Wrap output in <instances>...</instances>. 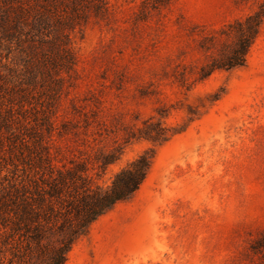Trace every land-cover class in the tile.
Segmentation results:
<instances>
[{"label":"rangeland","instance_id":"rangeland-1","mask_svg":"<svg viewBox=\"0 0 264 264\" xmlns=\"http://www.w3.org/2000/svg\"><path fill=\"white\" fill-rule=\"evenodd\" d=\"M261 6L264 0H81L80 25L70 31L76 69L63 74L58 92L38 77L23 114L39 121L50 111L55 129L44 131L54 163L85 168L94 186H111L147 151L154 159L140 190L93 224L67 264L259 263L251 246L264 234V24L245 66L203 72L231 43L208 50L205 39ZM21 59H9L16 75H24ZM12 75L0 91L2 119L25 88ZM14 107L11 131L20 127ZM9 163L6 153L0 194Z\"/></svg>","mask_w":264,"mask_h":264},{"label":"trees","instance_id":"trees-1","mask_svg":"<svg viewBox=\"0 0 264 264\" xmlns=\"http://www.w3.org/2000/svg\"><path fill=\"white\" fill-rule=\"evenodd\" d=\"M54 16L50 38L45 31ZM80 22L81 0H0V91L12 83V74L16 75L13 63H9L14 53L22 58L24 74L15 77L25 85L19 98L10 97L8 116L2 119L0 115V128L5 129L0 134V159L9 153L8 165L13 167L8 187L0 194V231L6 230L4 241H0V264H67L75 244L101 217L131 200L152 167L154 153L147 151L117 174L111 186H94L85 168L76 171L54 163L44 131L50 134L55 129L50 111L41 116L40 122L29 121L26 112L23 114L25 104L35 99L38 77L45 83L52 81L58 92L63 87V74L76 69L70 31ZM263 24L261 6L224 27L220 36L213 34L205 39L208 50L222 39L231 43L223 44L218 57L205 68L203 78L245 66ZM40 35L43 38L37 39ZM15 105L23 120L20 118V127L11 131ZM5 139L9 141L7 148ZM251 252L259 259L258 264H264V234L253 243Z\"/></svg>","mask_w":264,"mask_h":264}]
</instances>
